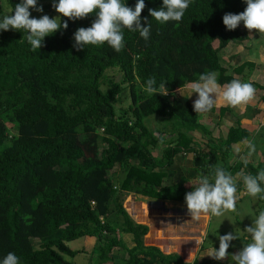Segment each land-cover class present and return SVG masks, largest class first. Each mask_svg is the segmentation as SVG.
<instances>
[{"label": "trees", "instance_id": "obj_1", "mask_svg": "<svg viewBox=\"0 0 264 264\" xmlns=\"http://www.w3.org/2000/svg\"><path fill=\"white\" fill-rule=\"evenodd\" d=\"M41 1L37 7L44 10L52 5ZM6 2L14 14L21 0ZM144 2L141 24L151 23L149 39L125 29L120 52L107 43L74 47V33L90 27L95 13L74 21L58 13L68 28L45 37L35 51L24 30H0V262L13 252L20 264H73L64 256L84 250L72 249L70 242L88 235L96 243L88 264H213L197 255L186 262L144 245L147 226L134 222L121 201L132 193L186 203L197 177L216 165L233 175L264 170L263 159L245 165L231 153L234 143L264 137V127L254 133L236 121L212 141L194 102L177 93L207 71L218 73L223 86L236 79L232 72L239 75L251 66L245 60L224 65L219 54L247 37L223 24L226 13L239 14L247 5L245 0H192L181 21L160 23L149 9H161L163 0ZM125 3L134 9L137 0ZM149 77L157 86L166 83L168 95L147 94ZM242 82L264 91L255 81ZM122 93L129 103L116 109ZM151 116L163 122L156 133L144 122ZM195 132L205 139L204 148ZM163 135L167 143L159 157L153 156L149 147ZM180 152L192 153L182 169L174 160Z\"/></svg>", "mask_w": 264, "mask_h": 264}, {"label": "clouds", "instance_id": "obj_2", "mask_svg": "<svg viewBox=\"0 0 264 264\" xmlns=\"http://www.w3.org/2000/svg\"><path fill=\"white\" fill-rule=\"evenodd\" d=\"M191 2L192 0H163L161 9H149V13L160 23L179 22ZM245 2L247 5L245 10L239 14L226 13L223 16V24L228 30H235L243 22L244 27L249 31L256 30L264 33V0H245ZM53 7L62 17L73 21L87 18L95 13L96 19L90 27H80L74 33V47L77 50L89 44L98 46L107 43L116 52H120L125 46V29L139 32L145 41L150 36L151 23L147 26L141 24V13L146 7L144 0H137L134 9L127 6L125 0H58V3H53ZM30 8L43 12L42 6L37 7V0H21L15 5L14 14L0 18V30H24L28 33L27 42L35 51L43 47L42 42L45 37L61 29L66 30L68 23L62 22L59 16L50 18L48 15H43L38 19L31 18ZM217 78L218 73L207 71L200 74L197 81L188 85L191 94H198L193 105L197 114L209 112L217 104L219 98L231 107L246 105L255 99L256 89L252 83L233 79L221 86ZM165 84L161 82L157 86L155 77H149L145 82V92L149 95L156 93L168 95ZM158 138L163 143V137ZM249 148L248 157L252 156L255 151L254 145L249 144ZM244 163L247 165V159ZM238 181L243 183L247 194L264 200V170H260L256 175L244 171L233 175L223 167L216 165L208 175H199L193 186L194 190L186 193V205L192 219L199 220L202 215L208 214L221 217L227 212H237V203L240 199ZM245 231L250 235V242L231 255V260L235 264H264V210L253 218L252 226L247 227ZM238 238L237 233L219 236L218 250L212 248L208 256L214 260L227 259L231 242ZM202 242V239L197 240L196 244ZM0 264H20L19 257L9 252Z\"/></svg>", "mask_w": 264, "mask_h": 264}, {"label": "rangeland", "instance_id": "obj_3", "mask_svg": "<svg viewBox=\"0 0 264 264\" xmlns=\"http://www.w3.org/2000/svg\"><path fill=\"white\" fill-rule=\"evenodd\" d=\"M52 1V5L47 8L43 9V12H37L35 9L31 10V18H40L43 15H48L50 18H56L58 17V13L55 11V8L53 7V3L55 0H42V3H50ZM56 3V2H55ZM13 14L11 9L9 8L6 0H0V18H2L4 15ZM239 30H244L246 32L247 37L243 40H237L235 42L229 43L227 46L220 49L219 54L222 59V63L224 65L228 64L229 66H234L235 64H239L243 60L251 63V66L246 65L242 68L241 75L245 80L251 79L254 80L257 84L264 85V72H261L260 70H264V34L259 33L256 30L249 31L246 29L243 25V22L238 26ZM213 46H215V42L213 43ZM245 74H244V73ZM262 74L261 78L259 74ZM113 75V72H106L107 77H111ZM239 75L235 72H232V76L236 79L239 78ZM241 79V81L243 80ZM105 82V83H103ZM108 82L107 78H103L101 80V83L103 85H106ZM101 86V85H100ZM256 89L255 99L246 104L250 107L243 108L244 105H240L237 107H231L229 106L225 101H223L222 98H219L217 100V104L213 107L214 109L212 111H209L205 114H197L198 121L204 126L205 129H208L210 131L209 137H211L212 141H215L218 137L222 138L224 137L226 130L228 126L235 123L233 120H235L236 116H238L240 125L244 127H248V129H254L256 131H260V127H264V100H262V97H264V91L260 88ZM124 91L127 92V88L125 87ZM123 91V92H124ZM177 93L185 94L191 101H195L198 98L197 93H192L191 90L188 88V85L186 87L180 88L177 90ZM191 95V96H190ZM190 96V97H189ZM129 103V100L125 94L117 95L116 98V104L115 108L118 107H125ZM221 105H225L227 109L225 110V114L221 119L217 122V107H220ZM228 111V112H227ZM263 111V113H262ZM262 113L257 120L255 119L254 114ZM215 121V122H214ZM232 121V122H231ZM144 122H146V125L149 127L150 130H153L155 133L157 132L159 126L163 122H159L158 118L156 117H145ZM243 124V125H242ZM8 126V125H7ZM254 126V128H253ZM9 127V126H8ZM253 132V130H252ZM193 138L200 142L203 145V148L205 147V139H202L198 136V134L195 132ZM163 135V143L158 142L155 144L154 147H149V150L153 156L159 157L162 148L167 143V136ZM263 140V141H262ZM252 143V144H251ZM248 142V139L244 141V143H240L237 146H234L232 144V152L234 154V151L238 154L236 159L240 161H244L247 159V161L251 164H256L260 159L264 160V137H257L254 142ZM248 144L254 145L255 151H254V157H248L247 154L244 152H241V148H245ZM249 146V145H248ZM238 148V149H237ZM192 153L191 152H180L175 154L174 160L176 161V166H179L180 169L186 168L188 166V161L191 158ZM236 155V154H234ZM181 156V157H180ZM177 157V158H176ZM256 159V162H255ZM148 160H145V163H147ZM182 172L185 171V169L181 170ZM117 174V167L114 166L112 168L111 176L113 178V182L115 181ZM175 177V175H173ZM116 183V182H114ZM136 196V195H133ZM249 194L244 196L242 198L241 208L238 209L237 212H227L224 216L221 217H214L209 214V218L206 223L204 236H203V242L204 244H207L209 242L215 243L219 240V236L232 233H236L237 231L241 230L239 227V220L238 216L242 215L243 219L246 221V219L250 218L248 211V207L246 206V201L250 200ZM157 199L150 198V197H130L129 195H124L123 197V207L129 212L130 217L139 221L146 223L149 227L148 231L144 235V244L145 245H151L156 244L159 246L161 250H165L166 246L168 248H173L177 252H179L182 256H185L184 254L186 252L194 251L196 248V245L193 247V242L190 240V242L181 241L178 239L180 238V233L183 231L184 226L181 222H185V220L181 221V218H184L185 215H188L191 217V215L188 213L187 205L186 204H179L172 202L171 204L168 202H158L155 201ZM159 200V199H158ZM161 200V199H160ZM241 201V198L239 199ZM141 203L143 205H146V209L141 211V209H138V204ZM253 203V202H252ZM181 217L179 220L177 218ZM206 216L202 215L203 222L200 223L198 226L204 225V218ZM164 219V220H163ZM170 222H168V221ZM168 224H167V222ZM185 225L186 222H185ZM186 234L192 235L191 237H194L198 234V231L194 228H190ZM199 228L198 230H200ZM152 234V235H151ZM190 237V239H192ZM125 242H126V238ZM198 239V237H196ZM161 244H163L165 247L161 248ZM95 240L93 236H82L80 238H76L73 241L70 242V247L72 249H83V252H80L78 254H75L73 257L69 258L68 256H64L66 259H69L73 264H88L90 259L92 258V255L95 253ZM119 252L114 251L112 254L115 256L118 255ZM184 258V257H183ZM186 259V258H184Z\"/></svg>", "mask_w": 264, "mask_h": 264}, {"label": "crops", "instance_id": "obj_4", "mask_svg": "<svg viewBox=\"0 0 264 264\" xmlns=\"http://www.w3.org/2000/svg\"><path fill=\"white\" fill-rule=\"evenodd\" d=\"M264 34V33H263ZM263 65H264V63H263ZM261 72H264V70H260ZM244 73V72H243ZM245 74V73H244ZM259 74V73H258ZM259 76H260V78H261V76H262V74H259ZM264 78V77H263ZM249 80H251V79H249ZM254 81V80H253ZM225 106V105H224ZM221 107H223V105H221ZM246 107H250L249 105H246ZM243 108L245 109V105L243 106ZM214 108H212L210 111H212ZM225 109H227V107L225 106ZM246 110V109H245ZM228 112V111H227ZM262 113H263V111H262ZM262 113H260V115L262 114ZM225 114V110L222 112V113H220L219 112V109H218V107H217V113H216V116H217V122H218V120L219 119H221L222 117H223V115ZM259 114H257V112H256V114H254L253 116H255V119L254 120H257V118L260 116ZM234 122H238V123H240V121H239V118H238V116H236V118H235V120H233ZM215 122V121H214ZM232 122V121H231ZM241 124V123H240ZM243 125V124H242ZM244 126V125H243ZM248 128V127H247ZM253 128H254V126H253ZM251 130V132H252V130H253V132L255 133L256 132V130H254V129H250ZM251 143V142H250ZM238 144H240L239 142H237V143H234L233 145L234 146H237ZM252 144V143H251ZM249 145V144H248ZM246 146L245 148H241L240 150H241V152H244L245 154H248V152L250 151V148H249V146ZM238 149V148H237ZM232 150H233V148L231 147V153H232V158H236V157H234V156H237V154H238V152L236 153L235 151H234V154H236V155H234L233 154V152H232ZM250 157H252V158H255L254 157V153L252 154V156H250ZM255 162H256V159H255ZM127 195H129L130 197H141V196H139V195H136V196H133V195H135V194H132V193H128ZM238 195L240 196V198H241V201H238V203H237V211H238V209L239 208H241V203H242V198L244 197V196H246V195H248L247 194V192L245 191V189H238ZM249 200H250V202L249 201H246V206L248 207V212L247 213H249L248 215H249V219L247 218L246 219V221L243 219V216L242 215H240V216H238V222H239V227L241 228V230H239V231H237L236 233L239 235V238L238 239H235V240H233L232 242H231V246L229 247V249H228V253H229V257L227 258V259H224V260H214V259H212L211 257H209L208 256V254H209V251L212 249V248H215V249H217L218 250V248H219V240L218 241H216L215 243H213L212 241L211 242H209V243H207V244H204V243H199V244H196V241L197 240H201L202 239V241H203V236H204V231H205V227H206V223H207V220H208V218H209V214L208 215H205L206 217L204 218V225L203 226H198V224H199V221H200V223H202L203 222V218H202V216H201V218L199 219V221L198 220H194V219H192V217H189L188 215H185V217L184 218H181V217H179V218H177V220H179L180 218H181V221L182 220H185V222H186V224L187 225H185V222L183 221V222H181L182 223V225L184 226V229H183V231L179 234L180 235V238L181 239H178V240H181V241H185L186 243L187 242H190V240L193 242V247L196 245V248H195V250L194 251H191L192 253L190 254V252L188 251V252H186L184 255L185 256H182L179 252H177L175 249H173L172 247L171 248H168V246H166V248H165V250H161L160 248H159V246L158 245H156V244H151L152 246H155V247H157L162 253H170V252H174V253H176L183 261H186V262H191V260L194 258V256H199L201 259H204V260H213V264H235V262L234 261H232L231 260V255H233V254H235V253H237L238 251H240L242 248H243V246H244V244H246V243H248V242H250V235L245 231V229L247 228V227H250V226H252V224H253V218L255 217V216H257L258 214H259V212L261 211V210H264V200H261V199H259V197H252V196H249V198H248ZM122 201H123V199H122ZM122 201H121V205H122V207H123V204H122ZM155 201H158V202H161V203H164V202H168V203H172L173 201H168V200H155ZM253 202V203H252ZM175 204L176 203H179V204H186V203H181V202H174ZM138 204V209H141V211H143V210H145L146 209V205H143V204H141V203H137ZM124 209H125V207H123ZM126 210V209H125ZM126 212L128 213V215L130 216V214H129V212L126 210ZM131 218V217H130ZM132 220L134 221V222H136V223H139V224H144V225H146L147 226V230H146V232L148 231V229H149V227H148V225L146 224V223H143V222H139V221H137V220H135V219H133L132 218ZM164 220V219H163ZM168 221V220H167ZM166 221V222H167ZM168 222H170V221H168ZM168 222H167V224H168ZM187 227H190V228H194L195 230H197L198 231V234L197 235H195L194 237H191L192 235H190V234H186L190 229H188ZM199 228H201L200 230H198ZM145 232V233H146ZM235 232H234V235L236 234ZM145 235V234H144ZM144 235L142 236V243L144 244ZM152 235V234H151ZM190 237L192 238V239H190ZM196 237H198V239H196ZM145 245V244H144ZM202 245V246H201ZM163 244H161V248H163V247H165ZM186 258V259H184V258Z\"/></svg>", "mask_w": 264, "mask_h": 264}, {"label": "built area", "instance_id": "obj_5", "mask_svg": "<svg viewBox=\"0 0 264 264\" xmlns=\"http://www.w3.org/2000/svg\"><path fill=\"white\" fill-rule=\"evenodd\" d=\"M90 204H93V201H90Z\"/></svg>", "mask_w": 264, "mask_h": 264}]
</instances>
